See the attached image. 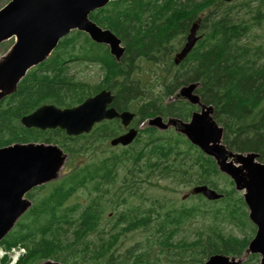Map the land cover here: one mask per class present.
Returning <instances> with one entry per match:
<instances>
[{
    "label": "trees",
    "instance_id": "obj_1",
    "mask_svg": "<svg viewBox=\"0 0 264 264\" xmlns=\"http://www.w3.org/2000/svg\"><path fill=\"white\" fill-rule=\"evenodd\" d=\"M184 1L120 0L110 3L99 11V16H94L100 25L110 28L124 41L128 50L126 55L140 56L145 53L147 44L152 51L160 44L166 50L174 48L176 42L172 43L171 32L174 31L179 36L182 31H186L191 19L205 12L201 20L205 36L178 66L167 58L162 72L140 77L138 73L133 76L126 68L123 69L124 73L118 75L122 69L114 65L109 69L106 83L100 87L114 90L115 106L136 110L138 118L160 114L164 117L168 115L186 119L191 109L186 102L164 101L168 96H173L181 85L197 82V93L201 100L214 106V117L224 127L223 140L227 148L238 152L258 153V160L264 161V0H256L255 4L249 0L241 3L238 1L232 5L227 4V10L210 9L209 6L217 0ZM238 5L239 7H235ZM245 7L250 17L242 12ZM149 22L155 25L149 26ZM137 29L139 31L135 34ZM154 29L158 30L159 34L144 33ZM84 41L88 45L82 47ZM61 43L59 51L49 60L48 67H45L51 72L28 74L12 96L11 106L0 111V145L27 136L14 121L38 105L50 102L59 107L73 106L87 95L101 89L86 84L75 74H70L68 67H61L59 64L69 46L74 55L94 58L95 53L99 51L97 46L92 45L77 31ZM105 57H108L107 54ZM127 58L128 56L124 58L125 62ZM111 71L113 76L109 75L112 74ZM4 130L8 132L7 136ZM104 132V136H109L106 130ZM93 136L95 142H103L99 131H95ZM137 141L143 142V139L138 138ZM149 141L151 142L147 143ZM147 142V150L139 148L136 154H132L131 150L126 149L120 155V160L126 161L132 157V165L156 166L158 176L170 177L178 184H205L218 192H225L226 199L219 205L222 208L221 214L241 212L242 200L234 196L232 182L217 170L210 157L197 149L191 153L194 148L192 146L185 150L178 149L177 140L173 145L167 142L166 146L154 144L151 139ZM73 149H77V146H73ZM73 149L67 148V151L72 153ZM181 152L188 153L191 162L184 161L186 157L182 156ZM143 154H146V161L140 163ZM118 157L112 156L111 159L114 162ZM105 159L99 160L94 172L90 174L89 183L93 184L92 189H100L107 184L109 170V177L114 171V168L107 167L109 160L104 161ZM115 177L116 174L113 175L114 180ZM87 181L80 174L76 182L65 181L58 184L54 190V206L50 207L53 211L49 217L37 221L39 215L43 214L39 213L42 203L31 211V221L19 222L14 233L2 241L5 246L21 243L27 248L28 254L21 258L19 264H29L46 257L59 259L64 264H145L157 249L168 256H178L181 264H201L210 254L239 253L247 244V239L227 237L220 222L210 221L201 227L195 242L185 239L176 241L173 235L152 234L145 239L147 242L141 247L136 243L137 248L131 246L120 252L118 246L126 232L150 229L151 232L160 233L172 224L181 225L185 217L178 218L180 213L169 211V208L166 212L159 211L155 216L135 217L123 214L120 219L114 221L106 216L103 220L105 203L102 202L101 196L93 197V204L78 213L79 205L72 202V197L77 194L79 188L85 187ZM95 184H98V187L94 186ZM161 190L162 193L175 192V188L167 186ZM227 197L234 201L230 206L227 204ZM153 198L158 199L152 202L153 212L159 206L162 208L164 205L161 203L168 199L163 195L154 194ZM68 202L71 204L67 205ZM50 205L46 201L43 209H48ZM168 248L176 253H170ZM158 262L157 260L155 264Z\"/></svg>",
    "mask_w": 264,
    "mask_h": 264
},
{
    "label": "water",
    "instance_id": "obj_2",
    "mask_svg": "<svg viewBox=\"0 0 264 264\" xmlns=\"http://www.w3.org/2000/svg\"><path fill=\"white\" fill-rule=\"evenodd\" d=\"M109 0H11L0 10V41L11 33H16L18 41L12 51L0 64V98L12 92L25 70L42 60L55 46L57 40L71 29L83 30L96 42L108 44L110 53L118 58L123 53L120 40L109 30H102L91 22L87 15L94 9L104 6ZM230 1V0H227ZM199 27L193 23L182 49L175 54L174 63L178 64L198 40ZM195 83L180 88L178 95L192 104H199L200 110L191 114L187 122L155 116L149 125L159 129L175 126L179 131L205 154L214 158L222 173L228 175L237 190L244 189V199L249 207V217L257 225L255 237L249 242L247 251L260 253V264H264V163L255 160V153H232L222 143L223 128L214 120L213 106L200 102L194 94ZM112 100L110 92L102 90L87 98L81 104L58 109L53 105H43L32 114L21 119L26 126L39 128L59 126L68 134L87 132L91 125L103 118L119 117L126 125L132 118L129 112L117 113L106 110ZM136 131L111 140V144L130 143ZM66 155L56 145L13 144L0 148V239L13 226L20 214L27 208L29 201L22 198L24 192L36 184L58 178ZM194 193H202L213 200L220 194L206 186H197ZM44 264H61L51 260ZM205 264H235L221 254L209 257Z\"/></svg>",
    "mask_w": 264,
    "mask_h": 264
},
{
    "label": "flooded vegetation",
    "instance_id": "obj_3",
    "mask_svg": "<svg viewBox=\"0 0 264 264\" xmlns=\"http://www.w3.org/2000/svg\"><path fill=\"white\" fill-rule=\"evenodd\" d=\"M183 2H185L184 0H182ZM236 1V0H234ZM233 1V2H234ZM230 3V2H228ZM210 9H214V10H221V9H225L227 10V1L226 0H217L215 1L213 4H211L209 6ZM227 13V11H226ZM202 15V16H201ZM180 17V15H178ZM204 17V13H200L198 16H196L195 18L191 19L188 23L187 29L186 31H182L179 36L172 31L171 34V40L172 43L176 42L183 44V42L186 39V36L189 32L190 26L193 22H195L196 20H200V26L199 29L197 30V34H204L202 32V28H201V18ZM149 26H153L155 24H152L151 22L148 23ZM144 30V29H142ZM139 31V29L135 30L134 33L136 34ZM141 33V32H140ZM144 33H146L147 35L149 34H159V31L154 29V30H149V31H144ZM146 34H142L143 36ZM138 38V37H136ZM12 44V42L10 43V45ZM175 44V45H176ZM180 47H177V50ZM170 50H166L161 44L159 45L158 48H156L155 50L152 51V48H150V45L147 44L146 47V51L144 54L140 55V56H134V55H125L122 56V60L120 58L119 62L117 63V65L122 69V72H118V75H121L123 72V69L126 68L127 70H130L131 73H138L140 74L142 72V70L146 71L150 62H153L155 64V66L157 67L159 64H162L166 61L167 57L171 54L174 53L175 51V47L174 48H169ZM176 50V51H177ZM128 52V50H127ZM127 58V62H125L126 57ZM133 56V57H131ZM125 58V59H124ZM150 58L155 59L150 60ZM157 60H161L162 62H157ZM147 63V64H146ZM113 71H112V75H113ZM105 79H102L100 77V79L98 80V82L105 84ZM86 81V83H90L89 81H87L86 79H84ZM115 83H117V80H115ZM8 98H5L2 102H0V109H4L7 110L11 105L10 102L8 101ZM118 111H122L125 110L124 108H116ZM130 110V109H127ZM1 111V110H0ZM132 111V110H131ZM134 114L136 116H138L137 111L134 110L133 111ZM142 118V119H141ZM141 118H132L129 123L127 124V126H123L120 123L119 119H114V120H109L111 121L110 125H107L103 122H100L98 124H95L93 126V129H97L99 131V133H101V140H103V142H95V140H93L92 138L94 137V132L91 130L88 133H84V134H80L77 136H67L69 143L66 140H62L59 139V142L65 146V151H67V148H72L73 146H77V149H73V155L75 156H83L84 158H89V156H93L94 153L97 152H101V148L104 149L103 147V143H105V141H110L111 138H113L114 136H117L121 133L126 132L129 128H137L139 129V136H145V134L143 133V131L146 130L147 134L150 135L151 132H159V130L157 128L154 127H150L148 125V118L147 117H142ZM139 119V121H138ZM107 125L109 126L107 128V132L109 133V136H104L105 132H104V126ZM141 128V129H140ZM33 130H35L37 132V137L31 140H34L33 142H44V143H52L54 142L55 138H56V134L55 131L57 130V128L54 129H50V128H46V129H38V128H31ZM113 130L115 132H113ZM41 132V135L40 133ZM117 132V133H116ZM164 133L167 132H171V133H176L175 129L172 128H168L167 130L163 131ZM114 133H116V135H114ZM162 133V132H159ZM97 135V134H96ZM114 135V136H113ZM104 138H106L107 140H104ZM82 141V144H81ZM93 141V142H92ZM68 143V144H67ZM108 149H106L107 151ZM94 152V153H93ZM136 172H132L130 170V172H123L121 175V180L122 182L120 183L119 181V177L117 178L116 181L112 182L110 185L113 186V189H116V193L114 194L115 200L113 201V210L111 214H115V212L117 210H119V205H123L125 206L126 202H129L130 200H137V204L136 207L137 209H135L136 213L138 215L140 214H145V209H146V203H150L151 202V178L153 177L152 174L148 173L147 171L149 170V168H142V167H137L135 168ZM155 179L158 178L157 173L155 172L154 174ZM50 184H54L53 182H48L46 185H48V190H49V186ZM122 184V190L121 191L118 187L119 185ZM43 185V186H46ZM182 185V183L180 184ZM128 186H136L132 189H129ZM191 188V187H190ZM97 191H99V195L101 197L106 195V192L103 189H96ZM45 188L44 187H37V188H33L32 190H30L29 192H27L25 194V196L27 198H39L41 196L45 195ZM49 193V191H48ZM93 195V194H92ZM92 195L89 198H92ZM85 196H88V192H85ZM113 196V192H110L109 194H107L104 199H106L107 201L109 200V197ZM135 196H137L136 198H134ZM190 195H188L189 197ZM142 202V203H141ZM144 203V204H143ZM151 212V208L147 207V211L146 214L149 215V213ZM161 234L163 235H172V234H181V235H188L187 231H175V229L173 230H162ZM244 264V263H243Z\"/></svg>",
    "mask_w": 264,
    "mask_h": 264
},
{
    "label": "rangeland",
    "instance_id": "obj_4",
    "mask_svg": "<svg viewBox=\"0 0 264 264\" xmlns=\"http://www.w3.org/2000/svg\"><path fill=\"white\" fill-rule=\"evenodd\" d=\"M8 0H0V6H2L3 4H5ZM252 1V4L256 1V0H251ZM239 7V6H238ZM245 12L247 14V17H250L251 15L249 14L248 12V9L245 7L244 10H242V12ZM248 12V13H247ZM10 41L4 43L1 47H0V53H2L6 48L7 46L9 45ZM78 70L80 71L78 74H77V78H80V79H86L87 81H89L90 83H97L98 80L100 79L101 77V74L102 72L100 71V69L97 67V66H92V67H89L88 69H85V68H78ZM71 73H75L76 72V69L75 68H72L70 70ZM179 140V143H183V139H181L180 137L178 138ZM116 150H119V149H116ZM190 189V187H185V189H183L182 187H178L176 189V193L174 194H178V197L181 198L182 195L186 194L188 192V190ZM163 190L159 189V188H155L153 190H151V193L152 194H156V193H162ZM167 195L170 194V193H166ZM186 200V199H185ZM193 200V199H191ZM186 201H189V200H186ZM192 204L191 201L188 202V205ZM109 211V209L105 210V213H107ZM198 219V220H197ZM206 222H202L200 221L199 219V216H196L195 220L193 221V224L191 225V227H194L195 229L199 228L202 224H207L208 222V218L205 219ZM241 225L245 228H249V223L248 222H243L241 223ZM224 226V229L226 231H229L230 229L233 230V232L235 234H237L238 236H241L242 234L241 233H238L240 232L239 228L237 227H233V229L228 226L227 224H223ZM194 230L191 229V233L193 232ZM247 233V236L250 235V232L247 230L245 231ZM144 237H140L138 235H136L135 237H125L123 238V241L121 242L120 246H119V250H121V252H124V250L129 247L130 245H133L135 242H138L140 240H142ZM190 238H193V236H190ZM143 241V240H142ZM41 263V262H39Z\"/></svg>",
    "mask_w": 264,
    "mask_h": 264
}]
</instances>
